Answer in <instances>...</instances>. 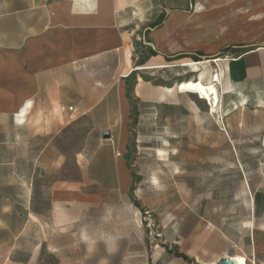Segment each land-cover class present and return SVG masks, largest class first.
I'll list each match as a JSON object with an SVG mask.
<instances>
[{
    "label": "crops",
    "instance_id": "0c3cea01",
    "mask_svg": "<svg viewBox=\"0 0 264 264\" xmlns=\"http://www.w3.org/2000/svg\"><path fill=\"white\" fill-rule=\"evenodd\" d=\"M194 3L204 10L191 11ZM175 46L217 47L228 87L264 89V0H0V264H38L40 245L27 254L25 236L42 216L41 187H50L54 227L78 221L76 210L104 187L129 189L116 140L130 111L125 81L163 66ZM195 52L203 55L175 56ZM80 122L107 140L101 151L91 154L90 132L75 149ZM206 222L181 218L167 249L141 264L235 260L228 236Z\"/></svg>",
    "mask_w": 264,
    "mask_h": 264
},
{
    "label": "rangeland",
    "instance_id": "374dc122",
    "mask_svg": "<svg viewBox=\"0 0 264 264\" xmlns=\"http://www.w3.org/2000/svg\"><path fill=\"white\" fill-rule=\"evenodd\" d=\"M195 50L203 51L200 61L185 54L173 59ZM218 52L175 46L170 60L158 62L163 66L126 78L130 111L116 140L126 151L132 184L122 193L104 187L76 210L78 221L61 227L51 223L50 187H41L35 209L42 216L31 220L25 236L27 254L40 245L38 264L145 263L167 249L169 229L184 217L220 229L236 259L264 264V89L225 87L214 77L222 62L209 61L226 58ZM190 79L212 82L213 94L176 90ZM86 132L91 154L101 151L107 140L86 122L74 127L75 149Z\"/></svg>",
    "mask_w": 264,
    "mask_h": 264
},
{
    "label": "bare ground",
    "instance_id": "6f19581e",
    "mask_svg": "<svg viewBox=\"0 0 264 264\" xmlns=\"http://www.w3.org/2000/svg\"><path fill=\"white\" fill-rule=\"evenodd\" d=\"M220 59H215L216 63L219 62ZM214 71V77L215 78H222L221 81L225 87H228L229 81L225 78V74L223 72V69ZM220 81V80H219ZM216 87V86H215ZM167 91H170L171 88H166ZM177 91H191V92H200L203 95L210 96L214 92V85L212 82L209 83H203L201 80H187L179 82L176 86ZM212 97V96H211ZM210 97V98H211ZM213 100V99H212ZM235 264H245V259L243 257L237 258L233 260Z\"/></svg>",
    "mask_w": 264,
    "mask_h": 264
},
{
    "label": "water",
    "instance_id": "95a60500",
    "mask_svg": "<svg viewBox=\"0 0 264 264\" xmlns=\"http://www.w3.org/2000/svg\"><path fill=\"white\" fill-rule=\"evenodd\" d=\"M110 136V133L108 131H103L102 133V137L103 138H108ZM260 145L262 147V149H264V131L262 133V136H261V140H260ZM218 264H235V262L230 259V258H225V259H221Z\"/></svg>",
    "mask_w": 264,
    "mask_h": 264
},
{
    "label": "trees",
    "instance_id": "16d2710c",
    "mask_svg": "<svg viewBox=\"0 0 264 264\" xmlns=\"http://www.w3.org/2000/svg\"><path fill=\"white\" fill-rule=\"evenodd\" d=\"M221 50V52H227V51H231L232 50V48L230 47V46H228V47H224V48H222V49H220ZM202 53L201 52H195V53H193V54H191L190 55V57L191 58H194V60H198V56L199 55H201ZM181 56H177L176 58H173V59H178V58H180ZM128 92V91H127ZM126 92V94H128ZM178 256H181V257H183V258H187L186 256H184L183 254H180V253H176Z\"/></svg>",
    "mask_w": 264,
    "mask_h": 264
},
{
    "label": "built area",
    "instance_id": "2783aa9c",
    "mask_svg": "<svg viewBox=\"0 0 264 264\" xmlns=\"http://www.w3.org/2000/svg\"><path fill=\"white\" fill-rule=\"evenodd\" d=\"M192 10H193L194 12H201V11L204 10V5H203L202 3H194V4L192 5ZM131 14H132V15H135V14H136V11H135V10H132V11H131Z\"/></svg>",
    "mask_w": 264,
    "mask_h": 264
}]
</instances>
